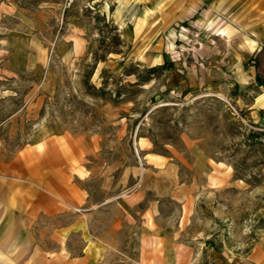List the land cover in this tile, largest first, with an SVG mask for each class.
Returning a JSON list of instances; mask_svg holds the SVG:
<instances>
[{"label": "rangeland", "instance_id": "rangeland-1", "mask_svg": "<svg viewBox=\"0 0 264 264\" xmlns=\"http://www.w3.org/2000/svg\"><path fill=\"white\" fill-rule=\"evenodd\" d=\"M192 1L0 0V161L60 134L96 148L88 218L40 216L37 250L78 222L86 264H238L264 238V111L237 83L252 0Z\"/></svg>", "mask_w": 264, "mask_h": 264}, {"label": "crops", "instance_id": "crops-1", "mask_svg": "<svg viewBox=\"0 0 264 264\" xmlns=\"http://www.w3.org/2000/svg\"><path fill=\"white\" fill-rule=\"evenodd\" d=\"M197 1L200 0L189 3L191 12ZM251 3L253 65L248 74L243 71L237 83L258 87L252 108L264 111V0ZM95 152L92 139L60 134L24 147L10 161H0V264H86L92 256H97L99 244L86 237L81 222L58 230L54 240L60 248L53 252L37 250V243L27 232L40 216L53 217L79 209L84 212L85 220L88 218L90 210L85 208L89 193L82 184L93 173L86 162ZM150 164L164 165L158 158ZM132 197L138 202L141 198L134 193L126 198ZM72 232H80L85 244L78 257L70 256L64 248ZM238 264H264V238Z\"/></svg>", "mask_w": 264, "mask_h": 264}, {"label": "trees", "instance_id": "trees-1", "mask_svg": "<svg viewBox=\"0 0 264 264\" xmlns=\"http://www.w3.org/2000/svg\"><path fill=\"white\" fill-rule=\"evenodd\" d=\"M165 66V65H164ZM164 66H160L159 68H156V69H153V71H158V70H162L164 69L165 67ZM134 73H132L131 75H133ZM208 245H211L212 243L211 242H208L207 243ZM202 264H210V262L207 260V261H204ZM216 264V263H214Z\"/></svg>", "mask_w": 264, "mask_h": 264}]
</instances>
